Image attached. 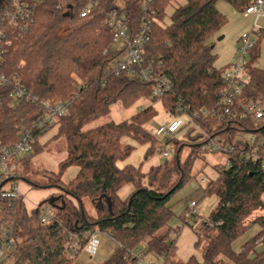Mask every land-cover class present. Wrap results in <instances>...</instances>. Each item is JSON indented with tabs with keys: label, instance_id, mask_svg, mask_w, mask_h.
<instances>
[{
	"label": "trees",
	"instance_id": "trees-1",
	"mask_svg": "<svg viewBox=\"0 0 264 264\" xmlns=\"http://www.w3.org/2000/svg\"><path fill=\"white\" fill-rule=\"evenodd\" d=\"M220 1L242 13L255 0H184L168 22L167 10L177 0H152L147 12L142 10L144 0H101L99 8L84 20L78 14L80 1L47 0L38 5L26 35H9L12 45L0 60V74L17 75L21 85L39 100H72L71 115L58 119L50 128L57 126V137H62L66 145L67 156L58 172L44 171V182H32L23 176L31 191H48L40 206L55 200L51 205L55 210L53 221L42 224L40 209L32 208L25 196L0 198V236L1 229H8L16 240L15 264H71L66 256L70 236H78L85 246L88 239L84 235L93 232L108 235L118 244L112 257L96 264H138L140 256L135 252L144 243V257L151 256V260L163 264H264V249L259 250L264 245V162L246 159L252 148L243 139L246 133L263 135L264 121L257 126L249 117L200 122L203 132L235 149L228 155L231 167L218 172L205 188V195L216 196L219 202L195 229V248L201 251V262L194 255L187 262L178 259V237L183 227H194L192 223L186 225L182 215L178 221L183 226L171 228L173 212L169 204L171 196L191 178L195 161L202 153H209L201 149L207 140L203 133L190 128L183 138L177 135L172 139L176 146L172 164L166 162L143 173L140 168H120L118 164L134 150L132 145L123 144L126 138L148 144L146 157L160 144L147 129L157 116L152 105L129 121L88 128L108 116L117 102L128 109L152 99V84L127 75L108 76L109 65L122 53L113 46V31L104 24L116 2L123 4L132 36L145 19L149 21L150 42L145 57L161 60L162 75L173 83L169 93L152 102L160 101L171 117L180 105L189 113L214 107L218 92L225 88L226 67H215L217 54L211 41L227 24L217 7ZM11 4L12 0H0V14ZM263 39L261 31L249 53L248 81L240 95L245 102H264V69L256 65ZM10 89L7 86L1 90L5 101L0 109L1 145L16 143L21 128L44 114V109L35 104L21 103L14 108ZM47 131L35 132L33 153L18 162L20 174L43 151L40 141ZM186 147L192 151L183 160ZM258 153L264 158L263 148ZM71 167L78 172L64 183L62 177ZM129 184L134 190L121 199L120 191ZM55 189L62 194L54 195L51 191ZM255 226L260 231L235 251L234 243Z\"/></svg>",
	"mask_w": 264,
	"mask_h": 264
},
{
	"label": "built area",
	"instance_id": "built-area-1",
	"mask_svg": "<svg viewBox=\"0 0 264 264\" xmlns=\"http://www.w3.org/2000/svg\"><path fill=\"white\" fill-rule=\"evenodd\" d=\"M47 0H12L10 9L0 14V60L6 50L11 47L12 41L9 39L11 34L26 35L34 23L37 7ZM80 1L81 8L78 12L80 19H88L101 4V0H76ZM152 0H144L142 10L147 12L149 3ZM70 4V11L73 10ZM246 16L254 15L256 17L264 16V0H255L244 11ZM129 20L123 13V4L116 2L114 8L107 13L104 24L113 31V46L117 50H122L119 58L114 60L108 68V76L127 75L136 78L141 83L152 84V97L161 100L173 88L172 81L162 75L160 69L163 62L156 58L148 59L145 57V51L150 42L149 21L145 19L140 26L139 31L134 36L131 35ZM259 32L255 29L250 34H243L240 38V47L237 55L233 58L231 64L226 68L223 79L225 88L218 92V101L212 108H204L194 113H189L188 109L180 105L176 109V115L164 125L155 129L154 136L164 145L163 157L168 159L176 154V146L172 139L181 133H187L190 128L202 132L207 140L202 144L201 149L209 153L227 154V163L224 168H219L222 172L231 167L229 154L234 152V148L224 146L220 138H212L202 131L200 122L213 118L228 119L229 121H240L244 118H251L257 126L264 121V102L247 101L240 99L245 84L248 81L246 72L249 61V53L254 48ZM10 87L9 97L11 104L17 108L21 103H30L40 106L44 109V114L38 120L33 121L27 126H23L18 134V140L11 145L0 144V198L4 200L17 199L22 196L20 186L21 181L18 178V162L33 153L35 144V132H44L49 130L60 118H66L71 115L72 100L59 102H49L39 100L25 87L21 85L17 75L8 77L0 74V109L5 105L1 90ZM143 108H140L142 111ZM250 133H246V137ZM261 143V142H260ZM255 135L248 143L252 152L246 156L247 160L255 161L264 158L258 153L263 148L264 143L260 144ZM199 181L208 183V179L199 176ZM9 186L8 188H6ZM198 204L192 201L185 213V224L189 225L197 216ZM41 211V223L48 224L53 221L55 210L50 204L38 206ZM184 223L177 221L178 226ZM102 233L93 232L84 235L88 242L85 246L76 235H71L66 245V256L71 264L85 250L95 254L100 244ZM175 237L176 234L173 233ZM16 247V240L11 236L8 229H4L0 236V261ZM2 264V261L0 262ZM138 264H163L162 261L145 260L140 256Z\"/></svg>",
	"mask_w": 264,
	"mask_h": 264
},
{
	"label": "rangeland",
	"instance_id": "rangeland-1",
	"mask_svg": "<svg viewBox=\"0 0 264 264\" xmlns=\"http://www.w3.org/2000/svg\"><path fill=\"white\" fill-rule=\"evenodd\" d=\"M183 4L184 0H177V2L173 3V5L168 8L167 22L169 21V17L173 13V11L179 5ZM217 7L219 11H221L226 16L227 24L217 35L212 38L211 41L214 44L215 53L217 54L215 67L223 68L226 67V65L231 64L233 58L237 55L238 48L240 47V38L243 34H250L255 29L258 32H264V16H246L244 12H238L231 5L224 1H220L217 4ZM260 50L261 56L257 62V66L264 69V39L260 45ZM151 98L153 99L154 97ZM152 99L142 100L128 109L124 108L120 102H117L111 107V112L108 116L98 119L94 123L90 124L88 128H94L96 126L103 125L109 122L121 123L124 121H129L135 114L140 111V108L144 109L152 105L157 112V116L147 126V129L154 135L155 129L169 122L172 117L166 112L160 101L152 102ZM57 134V126H54L52 129L48 130L47 133L41 138L40 143L44 146L43 151L32 158L29 169L25 170L22 173L23 175L20 174V172H17L18 178H20L21 180L18 183L19 186L23 185L24 187H27L23 176L27 177V179L32 182H44L45 178L42 175L44 171L51 173L58 172L59 164L65 160L67 153L65 140L62 137L58 138ZM184 134L185 133H181L178 135V137L183 138ZM253 135L259 136V143H264V134L261 135L259 133L248 134L246 137H243V139L247 143H250V139L253 137ZM185 139L189 140L188 137H186ZM123 144L132 145L134 147V150L131 155L124 162H122V165H130L136 168H140L143 173H148L152 167L163 165L166 162L172 164L174 160V157H170L168 159L163 157L162 154L164 151V145L162 144V142H160V144L156 147L155 152L148 157H146V153L149 147L148 144H139L129 138L124 139ZM191 151V148L186 147L183 151L182 159H186V157L191 153ZM226 163L227 154L220 152L202 153L201 158H198L195 161L191 173V178L184 184L182 188H180L175 194L171 196L169 204L173 212V218L171 219L169 224L171 228H175L178 226V218L182 215H185L192 201L197 202L198 213L195 219L192 221V226L194 228L186 226L188 231H190L192 234L196 233L195 229L201 226V222L210 217L211 213L216 209L219 199L216 196L205 195V188L210 184L212 180H215L218 177V169L224 168L226 166ZM77 172L78 169L76 167L69 168L64 173L62 181L64 183L70 182L76 176ZM199 176L206 177L209 180L208 183L205 184L200 182ZM8 187L9 186H7L6 188ZM133 190L134 187L130 184L123 187V189L119 193L121 199L127 198ZM51 192H53L54 195L62 194L60 190L56 189L52 190ZM47 193L48 191L45 190L34 191L30 194L27 193L24 198L29 202L30 199H40ZM30 195L32 198H30ZM38 206H40V204H38ZM38 206H36V208ZM163 231L164 230H161L160 233H162ZM259 231L260 228L258 226H255L250 229L244 236H242L234 243V250L237 252L240 251L244 243L250 240ZM1 232H3L2 229ZM263 249L264 245H261L259 247V250L261 251ZM194 250V256H196L199 262H201V251L196 250L195 246ZM145 252L146 244L144 243L139 246L135 253L137 256H144ZM144 258L145 260H149L151 256H146ZM1 261L2 264H15V251H10Z\"/></svg>",
	"mask_w": 264,
	"mask_h": 264
},
{
	"label": "crops",
	"instance_id": "crops-1",
	"mask_svg": "<svg viewBox=\"0 0 264 264\" xmlns=\"http://www.w3.org/2000/svg\"><path fill=\"white\" fill-rule=\"evenodd\" d=\"M229 65H226V68ZM118 166L120 168L125 167L122 165V162H120ZM20 191L22 196H26L27 193L30 194L34 192L30 190L29 186L24 187L23 185L20 186ZM31 195L30 198H32ZM48 195L49 194L47 193L45 194V196L37 200H34L33 198L30 199L29 205L32 208H36V206H38V204H40L43 200H45V198ZM196 241H197L196 233L192 234L190 231L187 230L186 227H184L177 240V248H178L177 257L180 261L187 262L191 256L195 255L194 246ZM117 249H118V244L115 241H113L108 235L102 234L100 236V244L97 247L96 253L91 254L89 251L85 250L76 258L73 264H96L99 262H103L109 259L110 257H112V255L116 252Z\"/></svg>",
	"mask_w": 264,
	"mask_h": 264
},
{
	"label": "water",
	"instance_id": "water-1",
	"mask_svg": "<svg viewBox=\"0 0 264 264\" xmlns=\"http://www.w3.org/2000/svg\"><path fill=\"white\" fill-rule=\"evenodd\" d=\"M0 188H1V187H0ZM54 201H55V200L50 199L49 202H48V204L52 205V204L54 203Z\"/></svg>",
	"mask_w": 264,
	"mask_h": 264
}]
</instances>
